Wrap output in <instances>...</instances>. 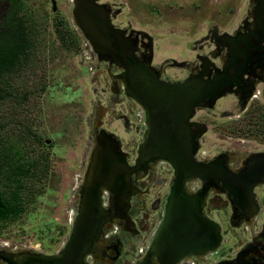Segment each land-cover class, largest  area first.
I'll return each mask as SVG.
<instances>
[{
	"label": "rangeland",
	"instance_id": "obj_1",
	"mask_svg": "<svg viewBox=\"0 0 264 264\" xmlns=\"http://www.w3.org/2000/svg\"><path fill=\"white\" fill-rule=\"evenodd\" d=\"M25 1L31 16L39 24L40 32L37 51L26 68L28 76L25 79L28 80L27 89L31 94L26 104L16 108L10 104L8 112L0 109V116L5 112L17 113V119H29L42 140L52 143L50 152L55 191L46 212L49 219L42 220L46 216H40L35 221L24 219L23 228L12 225L6 236L0 238V245L4 244L0 247L21 252L42 250L51 254L70 234L69 212L73 211L74 221L79 202L78 191L86 181V175H83L98 132L104 130L110 135L119 145V150L126 154L127 164L134 165L137 149L146 131L145 128L142 133L146 119L141 105L131 99L122 88L119 76L121 69L108 59H99L95 52L91 60L84 57L83 35L73 19L71 0ZM98 2L107 7L115 27L137 37L135 54L149 58L151 68L164 80L184 78L189 73L186 65L194 63L197 54H208V49L212 48L207 46L210 44L208 38L212 31L230 33L240 29L251 5V0ZM61 33H66L67 42L61 41ZM255 84L253 95L247 102L231 93L217 100L213 106L196 111L192 120L206 127L204 135L194 142L199 155L210 158L230 153L240 160L253 151L264 152V128L255 134L256 131L249 127L247 121L250 112L264 110V75ZM138 106L142 109L141 115ZM149 164H157L158 169L153 176L146 178ZM138 171L142 176L141 190H138L142 193V198L136 192L133 194L131 203L135 208L131 216L141 221L137 225L138 242L141 240L145 246L148 241L144 242L141 235L151 232L161 213H164L173 177L167 162L160 164L153 161L141 166ZM102 194L109 196L110 193L104 188ZM138 199L142 200L139 202ZM109 203L106 205L111 206V202ZM112 215V220L105 224L107 229L103 227L99 241L105 238L110 224L120 219L114 212ZM50 218L56 225L55 233L58 225L64 227V234L53 251L49 250L50 246L36 240L32 230ZM245 226L250 228L248 224ZM30 227L33 228L27 231ZM253 232L255 230H248L246 233L249 235ZM240 233L242 232L238 230L237 234ZM131 243L132 247L123 245L128 250H121L124 262L117 261L114 264H138V260L144 258L146 252L138 255L133 239ZM104 246L103 244L100 249H96L101 252ZM104 252L106 256L111 253L107 249ZM106 256H101L102 264L111 261ZM191 257L194 260L204 259L196 258L197 255Z\"/></svg>",
	"mask_w": 264,
	"mask_h": 264
},
{
	"label": "water",
	"instance_id": "obj_2",
	"mask_svg": "<svg viewBox=\"0 0 264 264\" xmlns=\"http://www.w3.org/2000/svg\"><path fill=\"white\" fill-rule=\"evenodd\" d=\"M98 1L74 0L72 16L98 58L108 59L121 69L119 76L126 94L144 109L146 131L137 149L135 164L129 166L119 145L100 130L88 157L83 175H86V181L79 194L77 214L68 238L51 254L42 250L21 252L0 247L1 264H88L85 256L95 249L91 247L99 241L105 224L112 220V212L128 221L129 198L136 191L129 175L157 158L165 159L173 168V181L164 216L138 264H175L185 256H202L218 246V224L201 214L203 196L186 191L185 182L187 179H216L222 181L232 195L236 188L239 189L240 177L223 172L219 159L194 160L195 140L189 118L202 102L221 96L224 75L209 79L189 77L181 82L159 78L150 66V59L135 54L137 37L115 27L109 10ZM218 37L226 42L230 40L227 33ZM244 177L247 178L248 173ZM119 178H123L121 181L127 185V192L120 189ZM101 185L122 197L120 208L113 202L110 208H103L98 195ZM152 255L157 259L153 263L149 259Z\"/></svg>",
	"mask_w": 264,
	"mask_h": 264
},
{
	"label": "flooded vegetation",
	"instance_id": "obj_3",
	"mask_svg": "<svg viewBox=\"0 0 264 264\" xmlns=\"http://www.w3.org/2000/svg\"><path fill=\"white\" fill-rule=\"evenodd\" d=\"M223 33L225 32L212 31L208 38L210 44L207 45L208 47L212 46V48L208 49V54H197L194 63L186 65L189 73L184 78L166 79L170 82H181L189 77L202 76L203 79H209L218 74L224 75V84L220 88L221 96L217 99H207L202 102L195 108L193 115L189 118L195 142L206 132V127L198 121L192 120L196 111L213 106L217 100L231 93L238 95L241 101L247 102L249 97L253 95L256 81L263 78L264 0H251L248 15L242 21L240 29L227 33L230 39L228 42L218 37ZM158 77L161 78L159 74ZM202 155H199L198 148H195V161L209 162L217 158L223 172L238 175L240 177L238 182H241L238 183L239 189L236 188L233 195L224 188L220 180L195 179L191 184V193L203 196L201 214L218 224L220 234L218 246L202 256L197 255L196 258L204 259L202 261L201 259L194 260L193 264H264V152L253 151L244 155L240 160H237L235 154L230 153L218 154L210 158H205ZM157 167V164L148 166L146 178L150 175L153 176ZM170 169L173 177L174 171L171 166ZM137 172H132L129 178L136 187L137 191L134 193L142 198V193L138 191L141 190L140 180H142V176ZM247 173L248 177L243 179L244 174ZM133 194L128 202V221H125L122 217L115 220L118 225L117 232L100 241L99 249L103 244L105 245L103 251L93 250L92 259L96 264H102L101 256H106L105 249L108 252L111 251L106 256V259L111 260L107 264H114L117 261L124 262L121 258V250L122 248L128 250L127 247H123L124 244L132 247L131 240L133 239L135 247H137L139 236L137 225H140L141 221L139 219L135 220L131 216L135 208L131 203ZM108 198L104 194L100 198L101 205L105 209L107 207L103 204L104 199L110 204ZM246 224L250 228L245 226ZM240 226H242V229H240ZM105 229L107 228L105 227ZM238 230L242 233L237 234ZM248 230H255V232L247 235ZM102 232L103 229L100 236ZM190 256L196 255L192 254ZM211 257H214V260H211ZM184 258L186 256L180 260Z\"/></svg>",
	"mask_w": 264,
	"mask_h": 264
},
{
	"label": "trees",
	"instance_id": "obj_4",
	"mask_svg": "<svg viewBox=\"0 0 264 264\" xmlns=\"http://www.w3.org/2000/svg\"><path fill=\"white\" fill-rule=\"evenodd\" d=\"M38 25L25 0H0V109L6 112L10 104L16 108L29 101L26 68L37 51ZM60 38L67 42L66 33ZM6 112L0 116V238L14 224L23 228L24 219H49L46 212L55 191L52 143L42 140L32 121ZM247 117L255 134L263 130L264 110L252 111ZM51 220L25 231L33 228L36 240L53 251L64 227L58 225L55 233Z\"/></svg>",
	"mask_w": 264,
	"mask_h": 264
},
{
	"label": "built area",
	"instance_id": "obj_5",
	"mask_svg": "<svg viewBox=\"0 0 264 264\" xmlns=\"http://www.w3.org/2000/svg\"><path fill=\"white\" fill-rule=\"evenodd\" d=\"M71 2H72V0H71ZM82 38H83L82 39V43H83V46H84L83 55H84V57L86 59L91 60L93 58L92 56L94 55L93 48L91 47V45H90V43H89V41L87 39H85L84 37H82ZM87 65L90 67L89 63H87ZM257 93H258V91H257ZM254 96L256 97L255 94H254ZM138 109H141V107L138 106ZM139 114L140 115L142 114V109L139 110ZM143 126H144V129L142 130V133H144V130L146 128V123L145 122H143ZM160 164H163V163H160ZM157 169H158V167H157ZM106 203H107V201L104 202L103 204L106 206ZM73 215H74L73 211H70L69 212V217H68V221H69L70 224L73 223V217H74ZM162 217H163V212L161 213L160 218L158 219V221L151 228V232H149L148 234L145 233V234L141 235V238L144 240V242L148 241V245L143 246L142 245V241L140 240V242H138V245H137V248H138V253L137 254L138 255H142L149 248V246H150V244H151V242H152V240L154 238V235L156 233V229H157L159 223L162 220ZM109 228L110 229L107 231V233L104 235V237H107L108 235H111V234H115L117 232V230H118V225L113 222V223L110 224ZM86 261H87L88 264H96L92 260L91 257L86 258ZM193 263H194V259L192 257H188V258L186 257L183 260H180V262H179V264H193Z\"/></svg>",
	"mask_w": 264,
	"mask_h": 264
},
{
	"label": "bare ground",
	"instance_id": "obj_6",
	"mask_svg": "<svg viewBox=\"0 0 264 264\" xmlns=\"http://www.w3.org/2000/svg\"><path fill=\"white\" fill-rule=\"evenodd\" d=\"M74 2V0H72V3ZM121 83V82H120ZM123 83V82H122ZM121 85V84H120ZM123 89H124V85H123V87H122ZM93 145H94V143H93ZM94 150H95V148H94ZM156 160V162H161V163H165V162H167L165 159H162V158H157V159H155ZM119 175L121 176V177H123V174L121 173H119ZM119 180L121 181V180H123V178H119ZM193 179H187V181L185 182V189H186V191H188V192H191V184L193 183ZM100 186V185H99ZM104 188L106 189L107 188V190L109 191V202H113L114 204H118L119 205V208H120V205H121V201H122V197L121 196H119V197H117V195L109 188V187H107V186H103V185H101V187L100 188H98V195H99V198H102V190H104ZM120 189L124 192H127V190H128V187H127V185L124 183V181H121V185H120ZM81 190H82V188L80 189V191H78V193L80 194V192H81ZM119 191V190H118ZM119 193V192H118ZM110 195H111V197H110ZM112 196H113V198H112ZM116 197H117V199H116ZM106 207L107 208H110L111 206H108V205H106ZM100 241H98V242H96L95 244H93L92 245V249L95 247V249L96 248H99L100 247ZM150 247V246H149ZM4 248V247H3ZM90 248V249H91ZM149 249V248H148ZM148 249L146 250V252L148 251ZM15 251V250H14ZM40 252V251H39ZM14 254H16V253H14ZM89 255V257H92V253H89L88 252V254L85 256V258H88L87 256ZM187 258L188 257H191L190 255H188V256H186ZM150 261L153 263V261L155 260V261H157V259H156V256L155 255H152V256H150ZM180 261L178 260L175 264H178Z\"/></svg>",
	"mask_w": 264,
	"mask_h": 264
}]
</instances>
